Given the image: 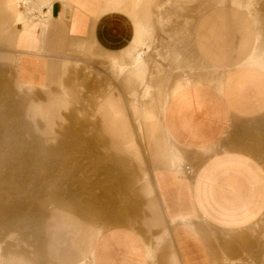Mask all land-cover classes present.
<instances>
[{"label": "rangeland", "instance_id": "obj_1", "mask_svg": "<svg viewBox=\"0 0 264 264\" xmlns=\"http://www.w3.org/2000/svg\"><path fill=\"white\" fill-rule=\"evenodd\" d=\"M53 1L18 0L17 5L30 24L29 15L37 11L41 17L40 7ZM136 2L144 23L138 22L140 35L129 49L71 52L45 85L23 80L11 30L1 29L0 264H31L9 256L17 251L29 253L37 264H94L96 241L115 227L152 238L165 219L152 182L154 172L164 167L184 174L190 165L194 175L201 163L187 160L167 132V90L172 95L187 83L217 82L243 65L245 56L264 61V0ZM232 2L241 6L238 12ZM126 3L131 6V1ZM257 67L264 69V64ZM62 101L75 114L74 128L58 139L33 135L22 115L48 121ZM235 122L215 149L202 155L229 150L228 143L240 133L242 149L257 162L260 190L264 115L241 119L236 122L240 127ZM113 130H126L124 147L113 139ZM243 195L242 204L253 210L250 222L237 230L208 228L215 242L221 237L237 253L231 259L223 255L221 264H264V192ZM197 220L178 217L169 222H182L198 237L205 233L206 222ZM170 236L164 228L155 243L160 246ZM149 256L151 264H157L152 249Z\"/></svg>", "mask_w": 264, "mask_h": 264}, {"label": "crops", "instance_id": "obj_2", "mask_svg": "<svg viewBox=\"0 0 264 264\" xmlns=\"http://www.w3.org/2000/svg\"><path fill=\"white\" fill-rule=\"evenodd\" d=\"M126 1H131L130 7ZM17 2L0 0V31L10 28L12 42L20 53L18 73L34 85L47 84L60 72L71 52L89 47L103 53L129 49L140 35L138 22H143L136 0H54L40 7L41 17L37 11L31 13L30 24ZM232 4L238 12L241 6ZM252 57L255 56L243 57V65L217 82L187 83L172 95L167 90V132L187 160L197 158L201 163L194 175L185 169L184 174L171 168L157 169L152 182L165 217L162 229L150 239L131 228L108 229L96 241L94 264H151L150 249L157 264H221L223 255L229 259L237 256L221 237L215 242L208 228L230 231L250 222L253 210L242 204V196L245 192H264V188H258L257 162L242 149L240 133L228 143L229 150L208 157L202 152L215 149L231 122L264 115V69L257 67L264 61L253 62ZM61 107L66 110L61 111ZM57 108L48 121L22 115L30 132L43 140L58 139L70 132L77 124L74 112L63 101ZM236 122L235 126L240 127ZM113 131H117L113 139L124 147L126 130ZM260 209H264V204H260ZM178 217L203 219L205 233L195 237L182 222L171 225L169 220ZM164 228L169 229L171 236L157 246L154 237ZM2 253L0 243V259ZM9 256L37 264L29 253L17 251Z\"/></svg>", "mask_w": 264, "mask_h": 264}, {"label": "built area", "instance_id": "obj_3", "mask_svg": "<svg viewBox=\"0 0 264 264\" xmlns=\"http://www.w3.org/2000/svg\"><path fill=\"white\" fill-rule=\"evenodd\" d=\"M185 170L188 171V172H191V168H190V166H186V167H185Z\"/></svg>", "mask_w": 264, "mask_h": 264}, {"label": "bare ground", "instance_id": "obj_4", "mask_svg": "<svg viewBox=\"0 0 264 264\" xmlns=\"http://www.w3.org/2000/svg\"><path fill=\"white\" fill-rule=\"evenodd\" d=\"M167 101V100H166ZM164 111V110H163Z\"/></svg>", "mask_w": 264, "mask_h": 264}]
</instances>
